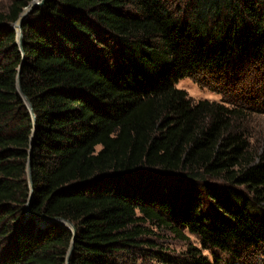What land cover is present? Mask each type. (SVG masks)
Wrapping results in <instances>:
<instances>
[{
    "label": "trees",
    "instance_id": "trees-1",
    "mask_svg": "<svg viewBox=\"0 0 264 264\" xmlns=\"http://www.w3.org/2000/svg\"><path fill=\"white\" fill-rule=\"evenodd\" d=\"M34 0L0 12V264H174L264 257V146L251 106L176 83L264 66V0ZM251 100V99H249ZM187 243L189 240L186 239ZM208 252L211 261L202 255ZM221 255V256H220ZM228 264V263H227Z\"/></svg>",
    "mask_w": 264,
    "mask_h": 264
},
{
    "label": "rangeland",
    "instance_id": "rangeland-1",
    "mask_svg": "<svg viewBox=\"0 0 264 264\" xmlns=\"http://www.w3.org/2000/svg\"><path fill=\"white\" fill-rule=\"evenodd\" d=\"M11 0H0V12H5ZM35 10H33L32 14ZM27 16V17H28ZM176 88L187 93L188 97L194 102H224L247 104L251 106L254 114L248 125L253 142L259 150L264 146V66L252 67L234 77L230 74L220 75H197L194 77L183 78L176 83ZM251 99V100H249ZM159 236L153 239L157 246L162 248L166 255L170 257L174 264L187 263L186 249L191 244L199 248L196 237L183 232L185 239H180L168 230L159 232ZM186 239L189 240L187 243ZM202 255L211 261L208 252ZM221 256V255H220ZM226 264H230L231 259L222 257ZM243 264H264V257L254 256L244 258Z\"/></svg>",
    "mask_w": 264,
    "mask_h": 264
},
{
    "label": "water",
    "instance_id": "water-1",
    "mask_svg": "<svg viewBox=\"0 0 264 264\" xmlns=\"http://www.w3.org/2000/svg\"><path fill=\"white\" fill-rule=\"evenodd\" d=\"M46 3V0H34L32 1L26 8H24L23 12L21 13V15L19 16V19L12 25V29L15 30L16 32V42L17 45L19 46L21 52L23 53V34H22V24L25 21V19L27 18L28 14L31 13L33 10L37 9L38 7L43 6ZM18 90L19 93L21 94V96L23 97L25 104L28 108V111L32 117V121H33V125H34V129H33V135L31 137V146H30V156L28 159V164H27V179H28V184H29V189H30V196H29V200L27 202V204L25 205V211H26V216L28 217H32V218H36L37 220H44L47 222H54L59 224L60 226L68 229L72 234H73V239L71 242V245L69 247V250L67 252V256H66V264H69V260L70 257L73 253L74 250V241H75V236H76V228L75 226L69 222L68 220L62 219V218H56V219H47L44 216H40L37 217L35 215H33L30 211V205L33 199V178H32V149H33V144L35 141V137H36V115L34 114L32 105L30 103V101L28 100V98L23 94L22 89H21V80L18 79Z\"/></svg>",
    "mask_w": 264,
    "mask_h": 264
}]
</instances>
